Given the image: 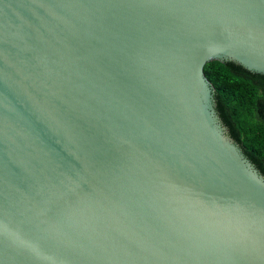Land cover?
Returning <instances> with one entry per match:
<instances>
[{"label": "water", "instance_id": "1", "mask_svg": "<svg viewBox=\"0 0 264 264\" xmlns=\"http://www.w3.org/2000/svg\"><path fill=\"white\" fill-rule=\"evenodd\" d=\"M212 61L264 75V0H0V264H264Z\"/></svg>", "mask_w": 264, "mask_h": 264}, {"label": "trees", "instance_id": "2", "mask_svg": "<svg viewBox=\"0 0 264 264\" xmlns=\"http://www.w3.org/2000/svg\"><path fill=\"white\" fill-rule=\"evenodd\" d=\"M204 75L228 135L264 176V75L219 61L207 63Z\"/></svg>", "mask_w": 264, "mask_h": 264}]
</instances>
